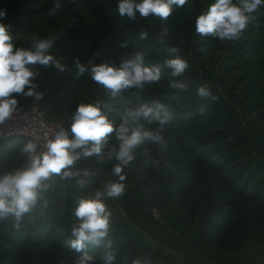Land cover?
<instances>
[{"label":"rangeland","instance_id":"obj_1","mask_svg":"<svg viewBox=\"0 0 264 264\" xmlns=\"http://www.w3.org/2000/svg\"><path fill=\"white\" fill-rule=\"evenodd\" d=\"M60 2L64 8L49 16L53 0H0V10L7 11L0 23L11 26L13 44L31 47L33 37L51 38V54L66 66L63 73L54 65L30 66L37 73L34 91L42 94L47 118L61 123L71 139L70 125L81 103L99 105L114 127L122 123L127 112L146 103H159L172 115V120L163 126L145 119L133 125L141 131L162 127L167 146L149 142L138 146L134 150L136 159L124 170L125 194L119 199L105 197L112 213L107 237L116 235L119 239L113 264H132L136 259L143 264H264V195L254 202L246 200L240 195L245 191L242 185L247 178L236 185L226 178L243 167L252 168L251 171L257 168V179L264 180V170L260 168L264 167V99L260 97L264 91L247 90L253 81L264 90V6L252 14L255 20L239 41L221 42L195 32L196 17L214 0H188L183 7L173 6L166 21L152 16L141 18L139 13L135 20L121 17L118 0ZM165 27L167 35L163 33ZM141 33H146V37L141 38ZM173 47L177 48L176 53L169 51ZM138 52L143 54L145 66L161 65L159 82L122 90L112 97L110 90L92 80V65L106 61L118 68ZM175 55L189 64L179 77H173L164 65L166 59ZM76 58L86 68L79 78ZM170 81L187 84L182 91L185 98L176 99L181 90L172 88ZM204 83L219 98L213 103L218 108L209 106L210 99L197 96V88ZM13 95L18 104H28L33 98ZM172 99L175 103L169 105ZM194 103L199 104L195 107ZM200 107L207 109L205 115L198 111ZM228 123L254 132L243 134L237 125L228 128ZM237 131L242 135L240 139ZM208 137L224 145L222 156L231 162L225 169L217 171L205 163V151L210 148L205 143ZM238 140L242 145L236 149ZM29 142L21 138L0 141V175L27 165L28 156L22 148ZM250 144L255 149L242 151ZM118 147L119 141L112 133L99 156H81L75 161L71 170L95 173L91 178L61 180L53 176L45 181L48 188L41 191L35 209L25 214L19 231L12 228V217L0 221V264H74L81 255L67 241L74 239L71 228L78 223L73 215L77 201L103 191L107 181L116 179L111 172L116 161L109 160L108 153ZM80 178L91 182L80 188L76 184ZM69 201L73 218L64 227L52 233L47 230L33 239L26 237L25 244L15 240L18 233L33 226L37 216L47 221L61 218ZM239 201L254 208L257 226L239 229L233 224L234 204ZM45 204L50 212L43 210ZM28 218L31 220L25 222ZM85 251L93 257L94 264H104L105 252L88 248Z\"/></svg>","mask_w":264,"mask_h":264},{"label":"clouds","instance_id":"obj_2","mask_svg":"<svg viewBox=\"0 0 264 264\" xmlns=\"http://www.w3.org/2000/svg\"><path fill=\"white\" fill-rule=\"evenodd\" d=\"M74 3V0H72ZM188 3V0H118L117 10L121 17L126 16L135 20L137 13L141 18L150 16L166 21L173 12V6L180 8ZM261 6L264 0H214L207 6V10L201 12L195 20V32L201 37H211L225 41H239L249 23L255 20L252 15ZM64 8L60 0H53L52 7L48 10L49 16H55ZM7 11L0 10V19L6 18ZM10 25L0 23V124L9 119L18 106L16 96H35L42 99V94L34 91L36 85L33 79L37 75L30 66H55L61 73L66 66L57 60L50 52L54 41L51 38L33 37L31 47H17L13 44L10 34ZM163 33L167 35L165 27ZM141 33V38L146 37ZM169 51L176 53L177 48ZM200 51H205L201 48ZM78 69L77 78L86 71L83 64L76 58ZM164 65L170 69L173 77L182 76L188 69V62L179 55L166 59ZM90 75L93 81L110 90L112 97H116L122 90L132 87L143 88L145 83H156L161 80L162 69L160 64L145 66L143 54L136 53L132 58L122 62L116 67L108 62L92 65ZM170 86L181 91L187 88L183 81H170ZM27 91L25 92V88ZM196 94L200 99H210L212 103L218 101L207 83L201 84ZM201 115L207 113L205 107L198 109ZM140 119L149 123L156 121L163 126L172 120L164 106L143 104L137 109L126 113L122 123L114 127L103 114L99 105L78 104L75 115L70 125L72 138L69 132L61 129L54 137L47 140L46 151L37 152V145L27 143L22 152L28 156V163L22 169L14 172H5L0 175V221L12 217V228L19 231L21 221L25 214L32 212L41 199V191L46 190L48 181L53 176L61 180H70L76 177L91 178L95 173L88 170L72 171L75 161L81 156H99L102 147L107 142V137L115 133L119 141V147L113 148L108 153V159H115L112 165V175L115 180L105 183L103 191H97L89 198H79L73 215L78 221L71 228V236L67 243L76 253H82L74 264H94L93 257L85 249L91 245H97L101 239L106 238L110 229L111 211L105 202L109 199H119L126 192L125 181L127 173L124 171L135 159L134 150L145 142L154 143L160 147H166L164 137L160 130L141 131L133 125ZM81 149V151H76ZM90 179H76V184L84 188L90 183ZM47 204L44 205L47 208ZM116 252L109 250L104 253V264H113ZM132 264H143L139 259Z\"/></svg>","mask_w":264,"mask_h":264},{"label":"trees","instance_id":"obj_3","mask_svg":"<svg viewBox=\"0 0 264 264\" xmlns=\"http://www.w3.org/2000/svg\"><path fill=\"white\" fill-rule=\"evenodd\" d=\"M244 52H246V51H244ZM245 54H247V53H245ZM249 85L250 86L247 88V90L249 92H254V91H259L260 92L261 91L260 89L256 88L257 82L253 81V82H251V84L249 83ZM263 91L264 90H262L261 92H263ZM183 92L182 91L179 92L178 93L179 95H178V97H176V99L182 100L183 98H185V95H184ZM173 94L176 95L177 93L175 92V93L169 94L167 98H171V96H174ZM260 97L261 98L264 97V92L261 93ZM165 98L163 100H165ZM227 100H228V98H227ZM174 101L175 100L172 99V101H169L168 104L169 105H173L175 103ZM210 103H211V101H210ZM198 104L199 103H194L193 106L196 107V106H198ZM209 106L211 108L212 107L213 108L217 107L213 103H211V105H209ZM227 106L230 107L228 104H227ZM215 111H218V110L215 109ZM228 115H230L229 112H228ZM210 123H212V121H210ZM213 124L215 126H219L217 123H213ZM236 125L238 126L237 123H236ZM236 125L233 124V123H230V124L228 123V128H235L234 126H236ZM246 130H247L248 134L251 133V132H249V129H246ZM233 131H234V129H233ZM241 136L242 135L237 131V138L240 139ZM212 139H213L212 137H208L205 140V143H207V145L210 146V148L205 151L206 155H204L203 159L206 160L205 163L207 165H211L212 168H214L217 171H219L221 169H225V166L229 165L231 162L229 160L226 161L225 157L222 156V153L224 152V149H225L223 147L224 145L219 144V143H215L213 141L214 139L213 140ZM236 142H238V143L236 144L235 148L236 149L237 148H241L242 143L240 142V140H238ZM255 144L257 145V141H255ZM229 145H231V144H229ZM252 148L255 149L253 144H250L247 147H243L242 151H244L245 153H249V152H251L250 149H252ZM220 162H222V163H220ZM219 163H220V166L218 165ZM260 168L264 170V167H260ZM256 169L251 171L252 168H243V167L242 168H238V170H239L238 173H233L232 177H231V175L226 177L228 179L229 183L235 182V184L233 183L234 185H236L237 183L241 182L242 179L244 181V178L246 177L247 179L243 182L244 184L242 185V188L244 187L245 191L241 192L240 197H242V198H244L246 200L252 201V202H254L255 200H258L259 198H261L264 195V180L263 179L262 180L257 179L258 178L257 177L258 173L255 172ZM234 176H236V177L234 178ZM255 179H257L258 181H256L254 186L251 185L252 187H249V185ZM234 208H235V210H234L233 216L232 215H230V216H232L234 218V221H233L234 223L233 224H235L239 229L240 228L244 229L245 227H249L252 224H253V226L254 225L255 226L258 225V222H255V220H254V218L257 217V216L255 215L256 211L254 210L253 207L252 208L248 207L245 202L239 201L238 203L234 204ZM43 210L45 212H50V207H48V206H47V208L43 207ZM72 218H73V215H72V202L69 201L66 204V209H65L64 214H63V216L61 218H59V219L55 218L52 221H47V220H44L43 218L37 216L35 219H33V226L28 231H21L20 233H18V235L15 238V240H18L21 244H25L26 241H23L24 238L27 237L29 239H33L34 237L40 236V235H42L44 233L46 234L47 230H50L51 233L54 232V231H58L60 228L64 227L68 222H70ZM29 220H31V219L28 218V219L25 220V222H27ZM106 238H108V237H106ZM104 240H105V238L101 239L100 242L97 245H94V246L90 244L87 248L89 250L95 249V250L100 251V252L101 251L102 252H106L107 250H109V245L111 247V250H114V248L117 246V244H119L118 243L119 239L117 238L116 235L113 238L106 239L105 242L103 243ZM78 255H82V253H78Z\"/></svg>","mask_w":264,"mask_h":264},{"label":"built area","instance_id":"obj_4","mask_svg":"<svg viewBox=\"0 0 264 264\" xmlns=\"http://www.w3.org/2000/svg\"><path fill=\"white\" fill-rule=\"evenodd\" d=\"M63 129L61 123L49 120L42 99L35 96L28 104H18L9 119L0 124V141L21 138L37 145V152L46 151L48 139Z\"/></svg>","mask_w":264,"mask_h":264},{"label":"crops","instance_id":"obj_5","mask_svg":"<svg viewBox=\"0 0 264 264\" xmlns=\"http://www.w3.org/2000/svg\"><path fill=\"white\" fill-rule=\"evenodd\" d=\"M256 87H257L258 89L261 88V87H259V84H258ZM260 90H263V89H260ZM263 99H264V97H263ZM238 128H239V129H237V130H238L239 132H243V134H247V130L244 131L243 129H241L240 125H238ZM241 130H242V131H241ZM249 132L252 133V132H254V131H253L252 129H251V130L249 129ZM240 134H241V133H240ZM257 147H258V145L255 146V148H257ZM254 151H255V150H254ZM255 154H256V152H255ZM255 262H256V261H255ZM256 264H261V263H256Z\"/></svg>","mask_w":264,"mask_h":264}]
</instances>
